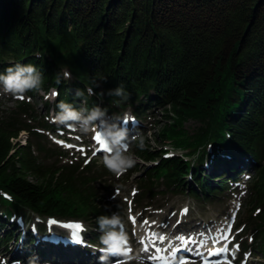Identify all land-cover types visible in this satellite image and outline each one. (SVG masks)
<instances>
[{
	"label": "trees",
	"instance_id": "16d2710c",
	"mask_svg": "<svg viewBox=\"0 0 264 264\" xmlns=\"http://www.w3.org/2000/svg\"><path fill=\"white\" fill-rule=\"evenodd\" d=\"M17 63L44 73L42 91L58 93L49 105L55 112L60 101L109 114L129 107L138 120L165 110L171 122L155 140L194 158L164 156L144 134L145 150L138 141L130 150L154 163L143 170L140 198L158 183L212 201L231 189L244 163L252 166L247 204L258 212L245 223L251 220L264 246V0H0V73ZM65 70L70 80L62 78ZM119 85L130 94L127 101L100 95ZM0 113V248L21 233L17 220L26 225L19 260L43 258L33 235L50 219L80 220L89 228L84 236L99 242L96 218L119 211L100 191L110 196L118 187L105 186L94 161L44 163L35 150L54 152L43 141L53 127L25 99ZM188 120L197 124L192 132L184 127ZM21 131L28 135L24 144L17 141Z\"/></svg>",
	"mask_w": 264,
	"mask_h": 264
},
{
	"label": "rangeland",
	"instance_id": "374dc122",
	"mask_svg": "<svg viewBox=\"0 0 264 264\" xmlns=\"http://www.w3.org/2000/svg\"><path fill=\"white\" fill-rule=\"evenodd\" d=\"M34 94L35 95L30 96L31 98L29 99L28 97L26 98V93L24 96L26 98L25 100L34 107V111L36 114L40 115V118L42 117L52 125L53 130L44 132L45 137H43V141L49 149L54 150V152H48L46 155L40 154L35 150V154L38 155L44 163H51L53 165H59L65 162L71 163V161H81L83 157H85L84 163L87 160H91V162L94 161L97 171L103 176L102 181L106 183L105 186L108 187L110 184L118 187L119 191L114 190L112 193L115 194V196L111 195L108 199L114 201L115 204L112 206L113 209H115L116 205L119 210L118 213L120 212L125 218L126 229L131 240V245L135 248V251L141 250L142 245L138 240L144 235H148L151 239H156L157 241H161L160 237L163 236L165 239L163 242L161 241L160 244H167L170 240L177 242V237H180L178 240V242H180V240L186 237V233L198 222L206 224L207 226H221L225 221L234 218V229L237 234V241L239 242L246 238L249 250L241 254L237 262L230 260L227 264H240L242 261H245L246 264H264V246L263 242L258 240L259 232L254 231L251 220L239 226L241 222H245L248 219L249 215L253 217L257 213L254 212V209H249V205L247 204L251 182L256 175V171L252 166H247L244 163L241 169V178L232 185L233 188L223 195L213 198L212 201L202 202L189 196L183 190L171 191L170 189H165L162 184L158 185V183H156L157 187L154 191L142 194L140 198L138 196L142 189L139 180L145 177L143 172L144 168L146 166H153L154 163L144 162L135 157L137 159L136 165L129 169L123 176L117 178L104 167L103 155L94 154L91 135H82L77 131L58 126L52 122L51 117L55 112L51 109L48 113H46V111L47 106L50 108L49 105L53 102V91L50 90L47 94H44V91H39ZM17 99L21 98H13L8 94H0V110L2 113L8 114L15 108ZM44 100H47V104H44ZM117 111L118 110L115 112ZM164 111L165 110L161 108H154L151 114L140 120V126H142L140 131L146 132L147 144L150 149L158 150L160 153L162 149L165 150L167 146L169 147L171 145L167 141L165 142V140H160V138L155 140L160 129L165 124L171 122V119L165 116ZM130 112L131 109L127 107L124 112L115 114L122 117L126 114L132 118L133 116ZM111 114L112 113H110V115ZM20 117L23 121L38 126L27 113L21 112ZM40 123H42V121H40ZM196 126L197 124L193 120H188L184 123L186 131L189 132H192ZM40 130L44 131L42 129ZM27 136L25 132H21L17 141L20 144H24ZM58 141L62 143H58ZM134 142H130L129 144V154H131L130 146L132 147ZM68 145L71 147H68ZM79 147L82 149H79ZM169 150L172 151L171 149ZM174 151L178 156L184 153L182 150L174 149ZM188 158L191 159L194 158V156ZM188 186H190V183L186 182V188H188ZM100 193L104 199L109 196L104 190L100 191ZM239 202L240 206L238 207ZM243 215H246V217L244 218ZM87 224L90 225L89 222H87ZM241 228H243V230L239 232ZM15 231H17V229H15ZM181 231H185L186 233L183 234ZM255 235L257 236L256 240L254 239ZM15 236L16 235L11 238L7 246L0 248V264H12V262L15 261V259H12L14 257H11V253L13 252L10 253L13 247L19 246L18 238H15ZM22 242L24 244V240ZM93 255H95V253ZM36 258H38V256ZM44 259L63 264L73 262L67 257L64 258L53 253H49ZM25 262L27 263V261ZM146 264L153 263L146 261Z\"/></svg>",
	"mask_w": 264,
	"mask_h": 264
},
{
	"label": "clouds",
	"instance_id": "9594fccd",
	"mask_svg": "<svg viewBox=\"0 0 264 264\" xmlns=\"http://www.w3.org/2000/svg\"><path fill=\"white\" fill-rule=\"evenodd\" d=\"M62 78L70 80L71 73L63 71ZM106 82V78L104 81ZM44 83V73L33 64L17 63L0 73V94H8L13 98H21L30 91L39 92ZM56 83H61V76L57 75ZM96 88L102 86V82L94 81ZM88 95H95L93 87L86 89ZM109 95L127 101L130 94L126 92L123 85L114 89H108L107 93L101 91L100 95ZM54 95H58L55 93ZM75 95L82 97L83 91L77 89ZM58 111L51 117L52 122L58 126L70 128L82 135L99 134L106 146L103 151L104 167L117 178L123 176L133 168L137 159L129 154L130 142L138 141L137 147L143 151L146 148L145 139L137 130L134 135H129L126 125L131 122L128 115L120 116L109 114L106 108L95 106L91 109H77L72 103L60 101L57 104ZM229 138H231L229 136ZM99 236V246L89 245L93 252L99 251L100 264H146V257L140 251H133L130 245V237L126 229L125 218L119 213L100 215L96 218ZM85 227L83 231H88ZM115 258V259H113ZM12 264H23L16 260ZM27 264H39L38 258L30 257Z\"/></svg>",
	"mask_w": 264,
	"mask_h": 264
},
{
	"label": "snow or ice",
	"instance_id": "6c2138e0",
	"mask_svg": "<svg viewBox=\"0 0 264 264\" xmlns=\"http://www.w3.org/2000/svg\"><path fill=\"white\" fill-rule=\"evenodd\" d=\"M21 99H23V97H21ZM95 141L97 142V144L99 145L100 150L104 151L105 150V145L103 144L102 139L100 138L99 134H96L94 136ZM58 143H62L60 141H58ZM68 147H71L70 145H68ZM54 223V222H53ZM70 227H73L77 230L81 229V225L79 224H74L71 225ZM226 238V237H225ZM165 238L163 236L160 237V240L163 241ZM152 259H162L161 257H157V256H153Z\"/></svg>",
	"mask_w": 264,
	"mask_h": 264
},
{
	"label": "bare ground",
	"instance_id": "6f19581e",
	"mask_svg": "<svg viewBox=\"0 0 264 264\" xmlns=\"http://www.w3.org/2000/svg\"><path fill=\"white\" fill-rule=\"evenodd\" d=\"M204 225H206V224H204ZM200 226V223L198 222V223H196V225L195 226H193L191 229H196L197 227H199ZM96 246H99V245H96ZM33 247L36 249V247H37V244H36V242H34L33 243ZM36 251H38V250H36ZM97 252H99V251H96L95 253H97ZM96 256H100V254H97Z\"/></svg>",
	"mask_w": 264,
	"mask_h": 264
}]
</instances>
